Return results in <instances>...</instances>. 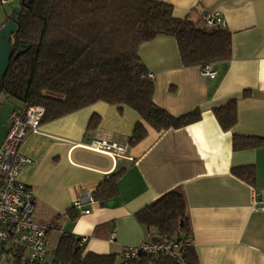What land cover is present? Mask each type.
<instances>
[{"label":"crops","instance_id":"0c3cea01","mask_svg":"<svg viewBox=\"0 0 264 264\" xmlns=\"http://www.w3.org/2000/svg\"><path fill=\"white\" fill-rule=\"evenodd\" d=\"M153 1L172 5L179 19L193 12L219 13L233 35L232 58L216 63L218 75L209 80L201 67L183 66L173 37L141 46L139 55L154 74L155 103L177 117L201 110L202 120L188 127L156 132L132 109L99 102L26 136L20 152L33 164L21 170L18 180L33 190L37 223H52L48 253L64 233L86 239L85 254H121L150 242L135 215L178 190L188 204L200 264H264V212L254 211L253 198L254 191H264V147L237 151L233 146L235 135L264 138V0ZM245 91L251 92L247 98ZM232 100L238 101V122L225 132L213 110ZM23 108L15 104L5 119L0 147L11 115ZM94 115L102 122L89 136ZM138 123L148 136L130 145L125 158L114 160L86 147L95 137L128 145ZM246 166L256 168L254 186L233 175ZM116 170H126L119 195L105 205L86 204L88 215L78 212L74 204L83 191L94 193ZM74 212L78 218L71 221Z\"/></svg>","mask_w":264,"mask_h":264},{"label":"trees","instance_id":"16d2710c","mask_svg":"<svg viewBox=\"0 0 264 264\" xmlns=\"http://www.w3.org/2000/svg\"><path fill=\"white\" fill-rule=\"evenodd\" d=\"M17 6L22 12L12 38L14 55L7 75L0 80V96L18 101L24 108L42 107V124L103 102L132 109L156 132L188 127L202 120L201 110L177 117L155 103V85L139 55L141 46L158 37H173L184 67L203 68L232 58L233 35L227 27H208L204 14L194 12L179 19L173 6L161 1L33 0L27 4L18 0ZM8 16L6 13L4 18ZM21 45L30 49L15 59ZM250 94L245 91L243 97ZM213 113L221 129L229 132L238 122V101L217 107ZM101 122V117L94 115L87 135H95ZM147 136L146 127L138 123L129 144L135 146ZM233 146L237 151L263 148L264 138L235 135ZM125 173L116 170L110 174L93 193L95 201L105 205L117 197ZM233 175L250 186L257 177L255 166L234 169ZM77 218L74 212L70 219ZM135 218L150 236L147 243L166 240L178 248L158 254L140 252L130 258H125L123 251L85 254L82 239L64 233L53 253H48L51 261L46 264H200L195 247L189 243L193 229L180 191L168 192ZM11 262L30 264L21 250Z\"/></svg>","mask_w":264,"mask_h":264},{"label":"built area","instance_id":"2783aa9c","mask_svg":"<svg viewBox=\"0 0 264 264\" xmlns=\"http://www.w3.org/2000/svg\"><path fill=\"white\" fill-rule=\"evenodd\" d=\"M11 2L12 0H1L5 6ZM203 21L208 27H226L225 20L217 12L204 14ZM202 72L209 80L218 75V71L211 64L204 66ZM149 77L154 81V74L150 73ZM44 112V109L38 106H27L14 112L10 117V131L0 147V264L6 259L11 262V258L20 250L24 251L25 260L30 264L47 262V238L53 228L52 223H37L33 190L18 180L21 170L33 164L32 159L20 152L21 144L29 133L39 132ZM129 146V143L118 144L107 137H95L86 147L115 160L125 158ZM253 195L254 211L264 212V191H254ZM95 202L93 193L85 189L82 197L75 202L74 208L81 214L88 215L90 211L84 210V206ZM86 242V239H82L83 244ZM189 243L192 244V240ZM177 248V244L166 240L155 244L143 243L136 247L124 248L123 256L136 257L140 252L165 253Z\"/></svg>","mask_w":264,"mask_h":264},{"label":"water","instance_id":"95a60500","mask_svg":"<svg viewBox=\"0 0 264 264\" xmlns=\"http://www.w3.org/2000/svg\"><path fill=\"white\" fill-rule=\"evenodd\" d=\"M33 0H26L27 4H31ZM22 9L20 6L14 7L12 13L6 18L0 27V80H4L7 75L11 60L14 55L12 46V38L18 30V22L20 19ZM30 49H26L21 45L15 59L20 57L22 53Z\"/></svg>","mask_w":264,"mask_h":264},{"label":"rangeland","instance_id":"374dc122","mask_svg":"<svg viewBox=\"0 0 264 264\" xmlns=\"http://www.w3.org/2000/svg\"><path fill=\"white\" fill-rule=\"evenodd\" d=\"M18 0H13L12 3L8 6L2 5L1 0H0V26L2 24V21L4 22V17L7 14H11L13 7H17ZM4 19V20H3ZM204 24H201L203 26ZM23 105L22 103L15 101L13 99H8L6 96L2 95L0 96V132L2 131V128L4 127L5 119L11 112L12 108L14 105ZM11 124V121L9 120V125ZM1 135V133H0ZM53 253V250L50 251V255ZM49 259V258H48ZM3 264H12L8 262L7 260L3 261Z\"/></svg>","mask_w":264,"mask_h":264}]
</instances>
